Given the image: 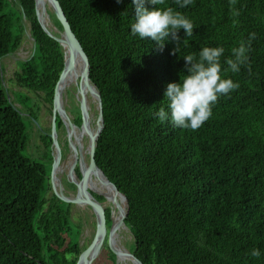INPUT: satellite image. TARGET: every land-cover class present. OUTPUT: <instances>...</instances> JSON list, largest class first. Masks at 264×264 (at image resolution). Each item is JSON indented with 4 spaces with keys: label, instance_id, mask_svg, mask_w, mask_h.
<instances>
[{
    "label": "trees",
    "instance_id": "1",
    "mask_svg": "<svg viewBox=\"0 0 264 264\" xmlns=\"http://www.w3.org/2000/svg\"><path fill=\"white\" fill-rule=\"evenodd\" d=\"M60 2L101 94L95 162L127 197L129 250L144 264H264V0H193L183 9L163 0L158 7H173L194 24L190 36L180 30L176 52L171 41L161 48L130 33L131 0ZM51 17L60 36L63 26ZM28 25L33 50L19 61L13 81L21 89L13 97L2 60L20 48ZM250 33L255 39L245 64L227 73L239 87L218 98L200 128L154 116L167 83L186 71L183 56L222 46L227 67L231 50ZM65 60V49L38 18L36 0H0V264H77L85 249L73 203L48 195L51 166L24 152L39 111L36 97L49 101ZM48 160L52 165V152ZM253 248L259 258L249 255ZM103 252L106 264L118 263L109 246Z\"/></svg>",
    "mask_w": 264,
    "mask_h": 264
},
{
    "label": "clouds",
    "instance_id": "2",
    "mask_svg": "<svg viewBox=\"0 0 264 264\" xmlns=\"http://www.w3.org/2000/svg\"><path fill=\"white\" fill-rule=\"evenodd\" d=\"M162 3L163 0H131L134 22L130 25V33L142 40L149 39L161 48L165 42L171 41L175 45L172 51L176 52L180 30L183 29L184 36H190L194 24L173 7H158ZM192 3L193 0H175L180 9ZM253 39L255 33H250L246 41L231 50L232 58L224 61L227 67L221 63L225 51L222 46H204L198 54L183 56L186 71H183L182 78L179 75L178 80L167 83L163 104L154 112V116L161 123L170 122L174 127L200 128L211 117L218 98L239 87L238 82L227 77V73L236 74L241 70ZM261 254L258 248H253L249 253L253 258H259Z\"/></svg>",
    "mask_w": 264,
    "mask_h": 264
},
{
    "label": "rangeland",
    "instance_id": "3",
    "mask_svg": "<svg viewBox=\"0 0 264 264\" xmlns=\"http://www.w3.org/2000/svg\"><path fill=\"white\" fill-rule=\"evenodd\" d=\"M46 8H47V12H49L48 13L49 17L46 19V22H45L46 26L49 29H51L52 31L56 32L57 28L54 26L53 19L51 17V13L54 12L53 7L49 3H47ZM26 32L27 33L24 37V41H23L22 45L20 46V48L14 54L9 55L2 60V64H3V68H4L5 84L8 87V89L10 90L11 96H13V97H14L13 90L15 91V90L21 89L13 81V77H14L15 72L20 69L19 61L28 58L30 56V54L32 53V50H33V38L31 37L30 32H29V25L27 26ZM80 77L81 76H80V72H79V76H78L79 80H80ZM80 84H81V82H80ZM86 88H88V86ZM85 92H86V89H85ZM88 94H89L88 100L90 103L89 105L91 107V111H90V114H91L90 118L91 119H90V121L92 124V128L94 129V131L97 132L99 130L98 100L95 96L91 95V91L88 92ZM31 96H34V95H31ZM36 99L40 105L39 111L32 118H34L36 123L39 125V128L41 130L40 133H43L44 136L46 138H48L49 140H50V138H51V140L53 139V144H50V142L48 140H46V141H48L49 145L47 142H45V146H44L41 139L37 135L35 136L36 126L33 124L30 128L31 137H30V140L28 143V147L24 150V152L26 154L32 156L35 159H39V160L45 162L47 165V168L51 166V173H50V179L48 181V186H50V183L52 182L51 183L52 187H51V190L48 192V195H51L52 192H58L60 195H65L66 192L63 193L64 187H65L64 181H65V179L67 180L69 177L68 173L70 172V168H69L68 163L71 160V154H69V156H67L66 159L63 160V162H59V165L65 166V167H63L61 172H55V170H53V163L51 165V163L49 162L48 159L51 156V152L53 151V148H56L57 146H60L62 148L64 147V141L65 140L62 137H64V138L68 137L67 131L63 132L64 135L62 134V136H61V132L59 129V121L55 118V114H56L55 109L52 108V110H51L50 103L44 104L45 102H41L40 97L37 96ZM16 104L18 106H22L20 102H16ZM63 105L68 109V111H69L70 107H72V109L75 110V106L79 105L77 85L72 86L70 84V88H68V92L64 95ZM72 112H73L72 114L74 115V118L78 119V114L74 113V111H72ZM70 116H71V114H70ZM78 131H79V129H78ZM85 133L88 137V132L85 131ZM81 142H83V139L81 140ZM77 143L79 144V142H77ZM86 146H87V143H86ZM58 150H60L59 147L55 149L54 154H57ZM68 194H66V196ZM71 195H73V194H71ZM73 196H75V195H73ZM103 196H105V195H103ZM118 196L120 197L119 194H118ZM105 204L113 207V211L115 210L114 211V217L119 216L118 209L107 198H106ZM124 209H126V206L124 207ZM72 217H73V220L75 222H80V221L84 222L83 228L80 231L79 244L85 248L96 233V229H97L96 220L92 216L91 212H89L88 210L86 211L82 205L74 206L72 208ZM118 231H119V233H118L119 234V242H120L121 246L124 245L123 247L129 250V248H131L130 244L133 242V235H132L131 231L126 226H122ZM107 246L108 245H107V241H106L105 246L101 248V250L97 254L96 258H94V260H95V261L93 260L94 264L109 263L107 258L103 256V255H105L103 251L106 250ZM117 264H134V263L131 260H119Z\"/></svg>",
    "mask_w": 264,
    "mask_h": 264
},
{
    "label": "water",
    "instance_id": "4",
    "mask_svg": "<svg viewBox=\"0 0 264 264\" xmlns=\"http://www.w3.org/2000/svg\"><path fill=\"white\" fill-rule=\"evenodd\" d=\"M50 2H51V6L53 7L55 15L57 16V18L59 19V21L61 22V24L63 26V31L61 32L60 36L54 34L52 32V30L49 29L45 25L44 20L42 19L41 15H40L38 0H36V8H37L38 18H39L42 26L44 27V29L47 31V33L50 36H52L53 38H55L63 46V48L65 49V54H66L65 65H64V68L61 72L60 78L50 92V101L52 102L54 109L56 110V113L57 112H65V108L61 104L54 103L52 98H53V94H54L56 87L61 82H63L65 80V78L68 76V74L75 67L76 60H77L76 54L78 51H80L85 57V67H86L85 73L83 75H81V77H80L81 81H82V84L80 87V93L83 97L81 99V103H82V108L85 109V100H84L85 87L90 82L89 59H88V56L86 55V53H85V51H84V49H83V47L79 41V39L77 38L76 34L74 33V31L71 28V25H70V23L66 17V14L64 12V9L61 5L60 0H50ZM42 10H43L42 12L48 16L47 8L45 5L43 6ZM93 85H94L93 93L95 94V97L98 100L99 130H98L97 136L91 140L90 164L88 166H86L87 163L85 161L84 171L82 172V175H83L82 188L79 184V190H80L81 196L74 198V199H71V198H68L64 195H60L58 192H56V193L65 201L84 204L85 206L88 207V209L94 214V216L96 218V224H97L96 233L93 236V238L91 239V241L87 244V246L85 247L83 252L81 253L80 257L78 258L77 264H80V261L82 259H83L82 264H91L92 261L94 260V258H96V256H92V257L89 256V249H90L92 242L97 238H100L102 236L106 237L107 235H108V237L106 239L107 244H108L109 248L112 250V252L116 255L117 262L119 261L120 256L123 255L124 257L131 260L134 264H144L133 252H131L128 249L125 251H121L118 248H116L115 243H114V234L116 233V231L119 230L122 226H126L125 225V218H126L127 213H128V200H127V197L124 194H122L117 189V187L107 178L105 173L102 171V169H100L98 167V165L95 162V154H96V149H97V139H98V136L100 135V133L103 129L104 119H103V104H102L101 94H100L99 90L97 89L96 85L95 84H93ZM66 116L68 117L67 114H66ZM86 123H87V121H85V124ZM83 161H84V158H83ZM94 166L97 167L102 172L104 177L107 179L108 183H110L115 188L117 194L120 195V198L122 200L126 201V209H124V207L121 206V204L119 203L117 198L109 199L108 197L105 196L118 209L119 216H118L117 220L114 219L113 209H112L111 213H108L99 201L96 200L98 202V205L95 204V202H94V199H93L94 197H93L91 191H94L98 194H102V193H100L94 189H91L88 185L89 178H90V175H91V172H92ZM102 195H104V194H102ZM99 225H102L103 229L100 230Z\"/></svg>",
    "mask_w": 264,
    "mask_h": 264
},
{
    "label": "flooded vegetation",
    "instance_id": "5",
    "mask_svg": "<svg viewBox=\"0 0 264 264\" xmlns=\"http://www.w3.org/2000/svg\"><path fill=\"white\" fill-rule=\"evenodd\" d=\"M77 87L79 88L78 89L79 105L75 106V110L72 109V107H70V109L68 111V109L63 104H61V105L65 108V112H57L56 113V110H55V113H56L55 114V118L57 119V117H59V119L62 122L59 125L61 136H62L63 132L67 131L68 137H65V138L62 137L65 140L64 141V147L62 148L60 146H57L56 148L59 147V149H60V150L57 151V154H54L56 148H53V151H52V154H53V162H52L53 163V170H54V167H55V163L57 161H58V163L59 162H63V160H65L66 157L69 156V154H73V159L74 160H72V162L74 163V166H73L72 169H73V171L75 173V178L72 177L71 170H70V172L68 173V175H69L68 179L67 180L65 179V181H64V186L65 187H64V191H63V193L66 192V194L69 193L70 195L71 194L75 195V196H73V195L70 196L69 194L67 196H66V194L64 195V196H66L68 198H71V199H74V198H77V197L81 196L80 190H79V182H82V179H83L82 172L84 171L85 161L87 163L86 166H88L90 164V153H91V139H89L87 137L86 133H85V130L87 128H91L92 127V124H91V121H90V119H91L90 118L91 107H90V105L88 106L87 100H86V98L84 96L85 109L82 108L81 99L83 97H82V95L80 93L81 84L79 83V85H77ZM67 92H68V90H67ZM46 103H50L51 110H52V108L54 109V106H53L52 102L50 101V95H49V101L45 102L44 104H46ZM72 111H74V113L78 114V119L74 118V115L72 114L73 113ZM69 113L71 114L72 117L70 116ZM66 114L68 115L69 118L66 116ZM85 121H87L86 124H85ZM34 125L36 126V128H35L36 129L35 136L37 135L41 139V141L43 142V145L45 146V141L43 139V133H40L41 130L39 128V125L36 123V121H35ZM78 129H79V131H78ZM73 134H74L75 137L73 136ZM78 137H80V138H82L84 140L83 144H80V142H79V144H75V141L77 140L76 138H78ZM86 143H87V146H86ZM50 144H53V139L51 140ZM83 158H84V161H83ZM70 165H69V168L71 169ZM91 177H92V179L94 178L93 175ZM91 192H92V195H93V193H96L94 191H91ZM93 197H94V195H93ZM93 199L97 200L95 197ZM72 203L73 204L71 206V213H72V208L74 206H78V205L79 206L82 205L85 208L86 211L88 210L89 212H91L88 209V207L85 206L82 203H74V202H72ZM100 203L102 204V206L106 210L105 202H103V203L100 202ZM91 214L95 218V216H94V214L92 212H91ZM95 220H96V218H95ZM107 237H108V235L105 237L103 245L105 244Z\"/></svg>",
    "mask_w": 264,
    "mask_h": 264
},
{
    "label": "bare ground",
    "instance_id": "6",
    "mask_svg": "<svg viewBox=\"0 0 264 264\" xmlns=\"http://www.w3.org/2000/svg\"><path fill=\"white\" fill-rule=\"evenodd\" d=\"M49 3L51 5V2L50 0H38V5H39V11H40V15L42 17V19L44 20V23L46 22V19L49 17V15L47 16L46 14H44L42 11V8L43 6L46 4ZM49 13V12H48ZM46 25V23H45ZM77 60H76V65L75 67L72 69V71L68 74V76L65 78V80L63 82H61L55 89V93H54V98H53V102L56 103V104H63V98H64V95L66 94L68 88H70V84L73 86V85H79V83L81 82L82 84V81H81V78L79 80L78 76H79V72H80V76L83 75L85 73V57L84 55L78 51L77 54ZM88 85L91 87V89L93 90L94 89V85L93 83L90 81L88 83ZM87 87V86H86ZM85 87V89H86ZM79 89V88H78ZM92 96L93 95V92L91 93ZM84 96L87 100V103H88V106H89V94L88 93H84ZM90 108V107H89ZM88 109V108H87ZM69 126V125H68ZM69 128V127H68ZM76 131V130H75ZM74 131V132H75ZM86 132H88V138L89 139H94L97 134H98V131H94V129L91 127V128H87L85 130ZM74 136V134H73ZM75 137V136H74ZM73 137V138H74ZM77 140L75 141V144H78L77 142H81L82 138L78 137L76 138ZM88 140V139H87ZM86 142V141H85ZM84 143V140L83 142H81L80 144H83ZM85 149V148H84ZM76 159V158H75ZM73 159V154H71V160L69 161L68 165H70L71 163V175L72 177L75 178V173L73 171V166H74V163L72 162ZM63 165H59L58 161L55 163V167H54V170L55 172H61L62 169H63ZM66 169V168H65ZM94 176V178L92 179L91 176ZM56 181V180H55ZM98 182H101L103 185H101L100 183ZM81 188H82V185H83V182H79ZM89 187L91 189H94L102 194H104L106 197H108L109 199H113V198H119L118 201H121L120 204L122 206H126V201L125 200H122L120 199V197L118 196L115 188L110 184L108 183L107 179L104 177V175L102 174V172L94 166L92 172H91V175H90V178H89V183H88ZM63 187V186H62ZM56 188V187H55ZM99 188H102V189H106L107 191H103V190H100ZM63 190V189H62ZM94 202L95 204L98 205V202L94 199ZM115 211V210H114ZM115 220L118 219V216L114 217ZM99 229H103L102 228V225H99ZM125 229V228H124ZM119 231L117 230L116 233L114 234V243H115V246L116 248H118L119 250L121 251H125L127 250L126 248H124L123 246H121L120 242L118 244V240H119ZM117 235H118V240H117ZM104 239L105 237H100V238H97L95 239L91 246H90V249H89V256L92 257V256H97V254L99 253V251L101 250V248L103 247V242H104ZM123 248L125 250H123ZM123 255L120 256L119 260H123ZM124 260H129L128 258L124 257ZM122 262V261H121ZM83 263V259L80 261V264ZM127 263V262H126Z\"/></svg>",
    "mask_w": 264,
    "mask_h": 264
}]
</instances>
